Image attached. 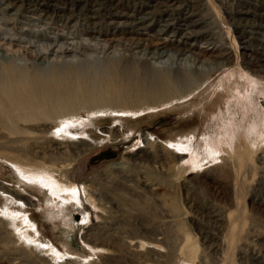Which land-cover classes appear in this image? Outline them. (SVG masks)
Masks as SVG:
<instances>
[{
    "label": "rangeland",
    "instance_id": "rangeland-1",
    "mask_svg": "<svg viewBox=\"0 0 264 264\" xmlns=\"http://www.w3.org/2000/svg\"><path fill=\"white\" fill-rule=\"evenodd\" d=\"M53 1L58 8L47 14L38 6L29 11L25 0H0V74L11 60L43 78H58L77 95L66 97L67 92L54 101L56 115L48 119L59 121L62 101L66 113L85 117L72 122L80 132L71 140L77 143L57 150L38 130L13 134L0 129V184L32 199L24 211L17 208L20 200L0 205V264H264V142L253 146L264 136V28L258 29L254 18L264 13V0H172L168 9L162 0ZM134 14L145 16V29L129 26ZM177 17L190 26L184 41L193 51L153 60L151 42H163L160 29L177 23ZM173 31L172 40L182 37ZM131 37L143 39L147 47L133 49ZM51 43L53 52L29 59ZM63 43L76 50L61 55L57 50ZM188 54L197 58L195 67ZM123 69L148 76L146 88L147 79L169 85L185 74L201 73L207 81L184 108H173L187 101L179 98L149 106L173 100L188 88L156 99L130 88L117 100L93 97L107 95L109 84H126ZM84 84L92 91H80ZM109 107L136 111L126 122L109 110L97 118L90 113ZM252 120L259 130L253 134L248 131ZM118 126V137L106 133ZM180 136L192 137L186 138L192 147L205 145L212 156L200 157L191 146L181 150L184 156L174 154ZM81 139L86 143H78ZM15 147L52 159L55 164L46 162L48 172L75 188L79 209L73 212L69 245L62 244L60 220L45 215L46 197L18 180L14 163L29 157ZM76 149L81 151L73 155Z\"/></svg>",
    "mask_w": 264,
    "mask_h": 264
},
{
    "label": "bare ground",
    "instance_id": "bare-ground-1",
    "mask_svg": "<svg viewBox=\"0 0 264 264\" xmlns=\"http://www.w3.org/2000/svg\"><path fill=\"white\" fill-rule=\"evenodd\" d=\"M25 1L27 2V9L29 11L32 10V6H38L40 11H45V13L48 14V13L54 11V9L57 7V4L53 0H25ZM65 1H66V3H70V0H65ZM162 1L164 3L163 6L167 7V9L170 8V6L174 3V2L171 3L172 0H162ZM63 4H65V3H63ZM113 8H114V6H113ZM90 9L92 10V8H90ZM161 11H164V10H161ZM245 11H247V10H245ZM117 13H119V12H117ZM155 13H157V12H155ZM138 15L137 14L130 15L132 17L130 19H128L129 26H131L132 28H140L141 30L145 29V27H143L144 26L143 22H144L145 16H143V15L138 16ZM50 16H51V14H50ZM179 17H177L178 18L177 23L175 21L174 22L171 21L168 24H166L162 29H160L161 35L164 36L163 42H160V43H157V42L154 43L153 41L151 42L153 47L156 48V51L152 55V58H153V56L156 57V55H158L157 57L159 59L161 57L163 58L166 56V54H168V52L172 53V55H173L172 58H179L178 57L179 54L188 53V52L190 53L193 51L191 47L187 46L186 41H184L186 38L185 36L188 35L186 32H187V30L190 29V26H189V24H187V22L185 20H180L181 18L179 19ZM254 18H256V20L259 24V25H257L258 29H260V26H262L264 28V13L263 14L262 13H256ZM126 22L127 21H125V22L121 21V22H119V25L126 24ZM115 23H117V22H115ZM173 29L180 31L181 32L180 34L182 35V37L177 36L176 39L172 40V38H171L172 36L176 37V35H172L174 32ZM169 31H172V32H169ZM125 33L131 34L132 31L127 29ZM130 39H131V46H134L133 49L139 48L140 46H142V47L146 46L147 47V43H145L143 41V39H140V38L133 39L132 37ZM145 41H147V40H145ZM52 43L50 45L48 44L49 46H48V49H46V51L45 50L44 51L39 50L35 57L29 58V59H32V61H35L37 58L41 59V57L44 56L43 54H46L48 51H49V53L53 52V49L55 46L53 45L54 43L53 44ZM52 45H53V47H52ZM56 46H57V44H56ZM172 46H174V49H170ZM72 50L75 51L76 49H74L73 46L71 48L69 46V44L63 43L62 45L59 46V49L57 51L61 55H63V54H66L68 52H71ZM6 57H7L6 59H10L9 58L10 56L9 57L6 56ZM150 58H151V56H150ZM185 58H187L188 62L190 61L193 66L195 65V62L197 60L196 57L188 54V55H186ZM200 58H199V60H200ZM153 60H156V59L153 58ZM176 60H178V59H176ZM251 61L252 60H250V62ZM184 62H186V60ZM214 62H216V61H214ZM219 63L221 64V62H219ZM202 64H203V62H202ZM200 66H201V68L204 67L203 65H200ZM221 66H223V65L221 64ZM224 66H226V65H224ZM1 68L3 69L2 70L3 73L0 74V129L7 131V132H10V133H13V134L28 133L31 129L36 130V131L38 130L41 133L48 135L47 139L49 140V142H53L55 144V145L52 144V145H54L55 150L59 149L60 145H62V144H72L73 142H74V144L77 143L76 141H71V140L78 139L79 137H77V135H78V133L80 135V132H78L76 130V128H75L76 125L72 122H74L75 119H81V118L85 117V115H83V114L81 116L69 115L70 113H68V112L66 113V111H65V110H68V107H65V104H63V101H62L63 107L61 106L62 107L61 113H63V114L61 115V117H59V121L57 123H55V121L48 119L52 116L54 117V114L56 113L57 107L56 106L54 107L52 105V103H54V101L59 100V102H60L61 101L60 99L64 98V95L67 92L69 93V96H66V97H70L71 93L74 95H77V94L72 92V90L70 89V86L68 84H66L64 86V84L61 82V80H59L56 77L43 78L42 77L43 75L38 76L36 74H33L31 71L24 69L26 67L22 68L20 66H17L16 64L12 63L11 60L7 61L5 63V66L4 67L2 66ZM121 73H122L121 74L122 80H123V82L125 81L126 84H123V85L118 84L119 86H117V87H113L109 84V86L106 88V90H108V92H109V93L107 92V95L105 93L103 94L102 92L101 93L97 92V94H93L94 95L93 97L98 99V100H101L100 98H102V97H104V98H102L103 100H106V98L111 99V100L112 99L117 100L118 98L121 97V93L125 89L130 88L129 90L134 89L139 96H144L148 99H156L159 96H163V94H169L172 91L178 92L179 90H182L183 88L184 89L188 88V90L183 95L178 96L177 98H174L173 100H169V101L162 103L160 105L154 104V105L149 106V108L155 109V108L160 107V106L162 107V106L169 105V104H171V102H173L179 98V99H184L187 101L179 104L178 106H174L173 108H177L179 106H180V108H184V107L189 106L192 103V102H190L191 97L190 98H188V97L190 95L194 94L195 89H197L200 85H202V83H205L207 81V79L204 78V75L201 73H197V75L195 77L185 76L186 75L185 74L182 76L179 75L176 79L169 81L171 83V84L169 83V85H166L165 82H161L162 81L161 79H158L161 81H156V82L152 81L151 82L152 84H151L148 82V79H147V88H146L145 87L146 84L144 82H145L146 78H148V76L141 78V77H138L136 74L131 73L130 71H128L126 69H123L121 71ZM262 77L264 78V75ZM256 79L258 81H262L259 78H256ZM241 80H242L241 82L243 85L247 83V79L245 78V76L244 77L242 76ZM91 82H97V81L95 79L94 81H91ZM164 85H166V86H164ZM95 88H99V84L95 85ZM164 88H166V89H164ZM79 89H80V91L82 90V92H84V93H89L92 91L90 87L86 88L85 84H84V86L82 85V87ZM110 92H111V94H110ZM208 92L209 91H207L206 93H208ZM125 97H126V95H125ZM198 98H200V97L198 96ZM193 102H195V101H193ZM59 104H61V103H59ZM263 105H264V103H263ZM106 110L114 112L115 115L121 117L120 120L123 122H126L128 120L127 118H129V116L133 115V113H135V111H136V109H130V108L117 109V108L109 107V108L96 109V111H93L90 113H92L93 116L95 118H97L96 116H98L101 113L107 112ZM253 115H254V117H253L254 121L257 122V114L254 111H253ZM86 117L89 118V115H87ZM254 121L253 120L251 121V124L248 128V131L251 134H253L254 132H259V130H257V125L255 124ZM61 125L63 128L61 127ZM30 126H32V127H30ZM66 126H67V129H66ZM117 128L107 129L106 133H108L111 137L112 136L118 137L117 134H119L118 132L120 131L121 128L120 127L118 129ZM196 130L193 129L191 132H189L192 135V137L195 135ZM38 131H37V133H38ZM103 132H105V131H103ZM88 133H90V132H88ZM56 136L61 137V138H55ZM183 136H180L179 138H177L178 141H174V143H173L175 145L174 148H176L178 151H176L175 153L171 151L170 152L171 154L174 153V154H177L178 156H184L183 152L181 150H186L187 148H189L192 145V141L190 142L186 139V138H190V140H191L192 137L187 136L186 138H183ZM82 137H84V136H82ZM146 137H147V135H146ZM42 138H46V136H44ZM260 138L261 139H259V142L256 143V145H253L254 147L255 146L258 147V145L261 143L263 144V142H264L263 134L260 136ZM147 141H149V140L147 139ZM78 143L85 144L86 141L81 139ZM13 148H14V146H13ZM192 148L196 149L201 154L200 157H205L208 155V157L210 158L212 156L211 153H209L206 150L205 145H201V147L199 145H196L195 147H192ZM173 149H171V150H173ZM14 150L19 152L20 155H24L26 157H29L28 160H26V161L24 159L22 160L21 158H19L18 159L19 161H16V163H14L15 166L19 168L18 172L20 174H18V180H20V182L23 183L24 185H26L29 189H32L36 192H39L44 197H46L47 209L45 210V215L52 216L55 219L60 220L59 230H60L61 234H63L65 236V237H63L62 244L64 246L69 245L70 242L68 240V237L70 236V233L73 232V228H74V222H73V217H72L73 212L79 209V205H78L79 203L77 201L78 200L77 194H76V192H74L75 188L74 187H66L64 185V182L61 181V178L56 177L57 175H55V174L53 175V174H50L48 172V169L51 167H48L50 165H47L46 162L50 161L52 163V165L55 164L54 162H52V159L51 160L46 159V158L42 157L38 152H27V151L23 150L22 148H18V149L16 148ZM248 150H250V148ZM79 151H81V150L80 149L77 151L74 150L73 155L79 154L80 153ZM28 154H30L32 156H29ZM230 157H231V155L229 157L225 158L226 167H230L229 161H228V159H230ZM15 159L17 160V158H15ZM39 159H43L44 161L40 162ZM43 166H46V167L44 168ZM56 166L62 167L59 164H56ZM37 169H45V170L38 171ZM52 171H53V169L51 170V172ZM41 173H45V177H43V175ZM11 198L15 199V200H20L19 205H17V208H19L20 210L24 211V209L26 207H29L32 205V199L30 197L25 196L24 194L20 193L16 189H11L10 187H8L6 185L4 186L3 184H0V205L3 207V205L1 203L6 202V201H10V203H12L13 201ZM6 206L8 207V205H6ZM9 215H16V213H10ZM84 219L87 220L88 216L85 215ZM6 220H8L12 224V221L10 219H6ZM69 251L72 252L71 249H69Z\"/></svg>",
    "mask_w": 264,
    "mask_h": 264
}]
</instances>
